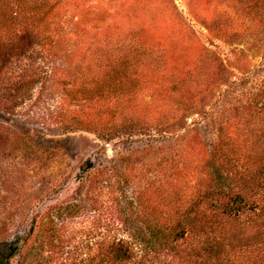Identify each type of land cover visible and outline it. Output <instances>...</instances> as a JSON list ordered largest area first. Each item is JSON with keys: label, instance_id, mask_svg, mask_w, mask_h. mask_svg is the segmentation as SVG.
Returning a JSON list of instances; mask_svg holds the SVG:
<instances>
[{"label": "rangeland", "instance_id": "rangeland-1", "mask_svg": "<svg viewBox=\"0 0 264 264\" xmlns=\"http://www.w3.org/2000/svg\"><path fill=\"white\" fill-rule=\"evenodd\" d=\"M43 4L28 25L13 1L0 4L9 264H90L103 235L145 233L141 185L150 226L185 229L146 264H238L228 245L201 241L221 235L229 165L253 169L264 156V0ZM256 194L262 203L264 177Z\"/></svg>", "mask_w": 264, "mask_h": 264}, {"label": "trees", "instance_id": "trees-1", "mask_svg": "<svg viewBox=\"0 0 264 264\" xmlns=\"http://www.w3.org/2000/svg\"><path fill=\"white\" fill-rule=\"evenodd\" d=\"M6 1L9 3L13 1L16 8H20L19 20L25 25L33 24L34 20H37L39 10L44 5V0H0V4ZM26 11L29 12V17L23 16ZM30 33L33 32H25L28 35ZM14 37L15 46L13 45L11 50L15 51L20 35H14ZM2 48L0 44V50ZM34 76L35 74L28 75L26 82H33ZM261 94L264 96L263 90ZM249 108H252L251 104ZM261 110L262 108H258V113ZM232 122L231 117H227L218 129L219 135L222 134V128L229 129ZM259 137L264 138V127L260 129ZM260 156H257L258 159L253 169L242 165V170L239 171L234 164L229 165V168L234 169L233 178L230 181L220 182L218 185L220 186L218 194H223L227 199L223 206L228 208V214H225L223 221L219 224L221 235L218 240L213 238L211 242H208V239L203 238L201 241V246L207 243L211 252H214L215 248L216 253L219 250L224 251L225 246L228 245L232 250L230 254L240 258L241 261H237L234 257L238 264H264V201L260 203L259 199H256L257 190L264 177V156ZM85 167L88 168L87 170L91 169V163L87 161L83 168ZM144 188V185H141V187H135L134 190L137 199V215L141 223L145 224V233L139 232L135 237L127 239L110 237L109 234L103 235L102 241L99 239L96 241L97 246L90 259V264H146L152 258H158L164 244L183 236L185 229L184 225L180 226V223H176L168 230L150 226L151 220L142 215L144 214L142 212L143 203L140 199ZM13 254L14 249L11 243L4 238L0 239V264H9V259Z\"/></svg>", "mask_w": 264, "mask_h": 264}]
</instances>
